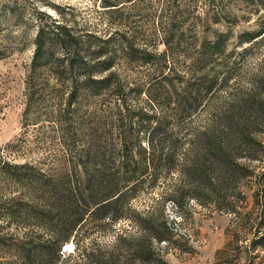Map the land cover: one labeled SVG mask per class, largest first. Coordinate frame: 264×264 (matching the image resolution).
Returning a JSON list of instances; mask_svg holds the SVG:
<instances>
[{
    "label": "rangeland",
    "instance_id": "374dc122",
    "mask_svg": "<svg viewBox=\"0 0 264 264\" xmlns=\"http://www.w3.org/2000/svg\"><path fill=\"white\" fill-rule=\"evenodd\" d=\"M103 1L115 4L112 6L114 11L108 13L106 7L102 6ZM3 5L14 8L12 12L20 10V19H15L11 11H5ZM52 22L66 24L76 34V43L74 48L63 50L49 42L50 47L46 48V52L50 57L47 59L43 55L36 58L37 68L32 76L36 88H31L25 80L32 57L34 30L37 25L50 28ZM259 28L263 30L259 44L238 60L233 56L223 60L226 61L225 66L233 68L226 81L221 79V66H211L210 63L204 67L205 74H212L216 84L183 122L171 120L173 105L161 107L147 100V85L160 79L159 69L138 65L134 61L126 69L127 62L116 52L120 40L127 38L133 48L158 54L165 48L161 43L165 30L184 34L185 43L192 47H196L194 44H198L199 40H212L216 33H229L226 50L236 51L237 34ZM109 34L113 40L108 50L113 56L111 63L117 67V78L129 86L136 82L137 88L124 94L125 107L120 113L124 126H115L113 104L112 110L107 105L102 107L107 109L106 112L98 111L105 117L107 126L93 127H97L94 129L98 130V141L110 145L114 151L126 144L131 165L138 154H148L149 149L145 147L150 138V128L158 123H161L160 128L165 124V128L176 136V144L180 147L175 161L178 164L181 152L192 139L191 130L207 126L214 110L250 97L251 80L262 72L264 7L258 0H0V264H29L20 245L23 234L46 239L47 232L44 233L39 225L54 215L50 213L46 221L32 220L18 216L17 212L12 217L7 216L6 210L15 211L24 200L39 207L31 194L32 179L37 175L35 169L42 173L46 171L47 175L53 174V170L49 169L63 167L59 166L62 156L54 155L56 149L62 147L61 144L72 142L74 146H80L83 142L76 135L79 126L64 123L62 126L53 125L52 119L56 115L53 104H56L54 99L59 88L53 86L54 81L46 74V69L41 68V64L46 59L66 64L77 54L75 51L81 57H75V62L91 60L84 50L96 45L95 38ZM223 61L215 63L221 64ZM171 62L169 72L175 79L178 76V84L201 77L199 71L191 73L187 61L182 58ZM155 64H158V60ZM212 71H215L216 77ZM139 86L142 87L140 91ZM83 98L81 94L78 100L81 106L76 108L79 113L87 110ZM56 99L61 101L58 96ZM263 101V89L248 100L254 104ZM72 110H66L65 121L74 123L77 116ZM261 116L264 115L261 113ZM61 130L68 131V141L60 133ZM255 133L259 135L257 137L264 153V123ZM156 141L164 143L167 140ZM238 160L247 168V173L240 182L228 185L222 197L218 194L206 196L201 189L192 191L184 188L176 194L171 192L174 189L172 184L177 181V172L172 169L177 165L170 171H166L170 166L168 164L166 168L160 167L154 182H150L145 174L129 179V183L135 179L134 188L127 199L131 212L114 222L105 220L106 224L100 227L92 222L80 227L74 236L78 252L67 264L83 260L85 249L97 245L107 247L115 233L122 229L133 236L138 234L136 212L140 215L159 212L162 221L169 226L166 243L151 239L155 251L162 253L166 264H264V243L252 244L258 222L264 226V190L261 188L263 179L260 174L264 169V155L260 160ZM22 164L27 167L22 169L19 167ZM54 220L55 217L51 219L52 222ZM74 241L69 238L61 245V251L69 252ZM31 259L32 264H43Z\"/></svg>",
    "mask_w": 264,
    "mask_h": 264
},
{
    "label": "trees",
    "instance_id": "16d2710c",
    "mask_svg": "<svg viewBox=\"0 0 264 264\" xmlns=\"http://www.w3.org/2000/svg\"><path fill=\"white\" fill-rule=\"evenodd\" d=\"M258 1L264 7V0ZM114 5L102 2L108 13L114 11L112 10ZM3 6L5 11L14 9L7 5ZM12 14L15 19H20L21 11L17 9ZM262 31L259 28L238 33L236 51L226 50L225 43L229 33H216L212 40H199L198 44L192 43L196 45L192 47L185 43L184 34L165 30L161 36V43L165 48L158 54L151 51L154 53V60L151 52L133 48L127 38L120 40L116 52L127 62L126 69L129 68L131 61L159 69L160 79L156 83L147 85V92L145 91L147 100L152 105L155 103L161 107L173 105L171 120L183 122L190 117L192 109L201 103L216 84L212 74H205L204 67L210 63L211 66L214 64L221 66L223 68H219L222 70L221 79L226 81L232 74L233 68L225 66L226 61L223 60L227 56L240 59L261 42ZM76 39V34L66 24L52 22L50 28L43 25L36 26L32 40V57L25 80L29 87L36 88L32 79L33 72L37 68L36 58L43 55L47 59L50 57L46 52V48L50 47L49 42L52 43L51 45L55 44V47L60 46L63 50L67 48L69 50L74 48ZM112 40L111 34L95 38L96 45L84 50L87 51L88 57L92 58L91 60L75 62L74 59L79 54L75 51L74 53L77 54L66 64L58 61L50 62L47 59L41 64V68H45L46 74L54 81L53 86L59 88L54 99L56 104H53V111L56 113L52 119L53 125L79 126L76 135L79 139L82 138L83 142L80 146H74L72 142L61 144L62 147L56 149L54 155L62 156L59 166L63 167L49 169V171L53 170V174L47 175L48 172L42 173L39 169H35L37 175L32 179L31 194L39 207H34V204L31 205L28 200H24L19 203L15 211L6 210L7 216L10 217L17 212L20 217L43 221H46L50 213H54L53 217L47 218L45 223L39 225L44 233L47 232L46 239H36L35 236L23 234L24 239L20 245L29 264H32L31 258L43 264H67V261L78 252L74 236L80 227L89 225V222L100 227L106 224L105 220L114 222L131 212L127 199L134 188L135 179L130 183L128 180L138 174H145L150 182H154L160 167L166 168L168 164L170 166L166 171H170L177 165L178 170L177 167L172 169L177 172V181L172 184L174 189L171 192L176 194L184 188L192 191L201 189L206 196L218 194L222 197L228 185L240 182L247 173V168L245 169L238 159L260 160L264 155L262 143L257 137L259 135L255 133V130L264 123V116H261V113L264 115V101L258 104L248 102L255 93H259L260 89L264 90V59L261 64V75H255L251 80L250 97L236 100L233 104L230 103L232 106H226L227 108L223 106L214 110L210 114L207 126H203L200 130H191L192 139L181 152L178 164L175 161L180 147L176 144V136L165 128V124L161 128L159 127L161 123L154 124L150 128V138L145 147L149 152L138 154L132 165L126 144H122L114 151L110 145L98 141V130L93 126H107L105 117L98 111L106 112L107 109L102 107L107 105L108 109L112 110L114 104L115 126H124V118L120 115L122 108L125 107L124 94L127 95L137 88L136 82L129 86L122 79L117 78L115 71L117 67L111 63L113 56L108 50ZM168 58L171 60L168 61ZM178 58L187 61L191 73L199 71L201 77L197 79L194 77L191 82L186 80L184 84H178L176 82L178 76L175 79L169 72L171 61L174 62ZM156 60L158 64H155ZM215 61L223 62L220 64ZM212 72L214 75L215 71ZM140 90L142 87L138 91ZM35 91L38 92V89ZM81 94L84 95L87 110L79 113L76 108L81 106L78 101ZM57 96L61 101H57ZM71 108H73L72 113L77 116V121L74 123L65 121L68 114L66 110ZM60 133L68 141V131L61 130ZM156 139L167 141L162 143ZM19 167L23 169L27 165L22 164ZM260 174L263 179L261 188L264 190V169ZM192 195L195 197L194 194ZM136 215L138 234L133 236L122 229L115 233L107 247L97 245L83 250L84 259L76 264H166L162 253L155 251L151 239L154 242L166 243L170 234L169 226L162 221L159 212L142 215L136 212ZM54 217L55 220L52 222L51 219ZM258 223L256 234H253L255 237V240H252L253 245L264 243V230H261L264 226L261 222ZM69 238L74 241V246L69 252L63 253L60 247ZM24 264L28 263L24 262Z\"/></svg>",
    "mask_w": 264,
    "mask_h": 264
}]
</instances>
